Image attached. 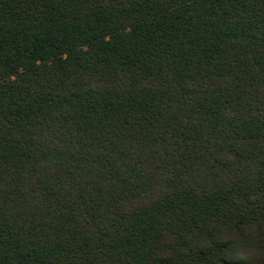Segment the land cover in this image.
Segmentation results:
<instances>
[{
    "label": "trees",
    "instance_id": "obj_1",
    "mask_svg": "<svg viewBox=\"0 0 264 264\" xmlns=\"http://www.w3.org/2000/svg\"><path fill=\"white\" fill-rule=\"evenodd\" d=\"M0 264H264V0H0Z\"/></svg>",
    "mask_w": 264,
    "mask_h": 264
}]
</instances>
